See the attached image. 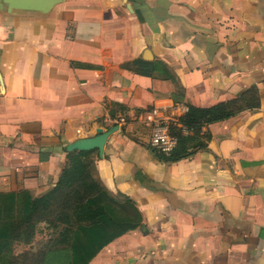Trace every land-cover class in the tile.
<instances>
[{
	"label": "crops",
	"instance_id": "0c3cea01",
	"mask_svg": "<svg viewBox=\"0 0 264 264\" xmlns=\"http://www.w3.org/2000/svg\"><path fill=\"white\" fill-rule=\"evenodd\" d=\"M252 88L259 106L206 126L179 161L150 151L155 105L211 108ZM116 126L103 157L93 151L97 174L143 221L90 264H264V0L0 8V202L48 195L66 146ZM8 251L0 264H12ZM71 258L53 250L43 264Z\"/></svg>",
	"mask_w": 264,
	"mask_h": 264
},
{
	"label": "trees",
	"instance_id": "16d2710c",
	"mask_svg": "<svg viewBox=\"0 0 264 264\" xmlns=\"http://www.w3.org/2000/svg\"><path fill=\"white\" fill-rule=\"evenodd\" d=\"M135 66H138L137 70L148 74L150 68L148 63L137 62ZM162 72L167 78H172L165 67ZM258 106L257 92L253 88L245 91L239 99L211 108L189 106L188 113L180 118L182 126L188 129L189 134L182 133L181 128H173V133L178 137L177 147L168 155L161 153L154 155L159 161L167 164L177 162L189 154L188 143L201 137L206 126L228 120ZM203 138L210 141V134H204ZM197 146L205 147V143L200 142ZM90 155H93V151L64 152V160H68L67 167L63 170L55 189L41 198L27 200L29 205L34 207L33 211L42 203L53 201L60 212L69 211L79 221L90 222L89 225H78L72 234H65V246L48 249L45 257L50 251L64 248L71 253L72 258L69 264H90L104 247L136 229L143 221L139 210L129 199L126 198L125 202L117 201L102 184L98 174V182L92 177L89 168L95 162L86 161ZM4 203H8L11 209L16 207L13 201L0 202V253L9 248L8 242L11 238L10 233L2 229L12 219L2 215V211L7 210ZM112 206L118 210L114 211L111 209ZM105 208L107 211L104 210ZM112 215L117 217L115 219L108 217ZM69 244L70 246H67Z\"/></svg>",
	"mask_w": 264,
	"mask_h": 264
},
{
	"label": "rangeland",
	"instance_id": "374dc122",
	"mask_svg": "<svg viewBox=\"0 0 264 264\" xmlns=\"http://www.w3.org/2000/svg\"><path fill=\"white\" fill-rule=\"evenodd\" d=\"M86 161L95 162V156L90 155ZM89 170L97 181L95 164H91ZM114 198L119 202L127 201L123 196H114ZM29 204L28 201H24L18 207L11 209L8 203H4L7 210L2 211V215L12 217L9 223L2 227L11 235L8 252L12 257V264H43L48 249L65 246V234H72L80 224H90L87 220L79 221L69 211L60 212L53 201L42 203L35 211ZM111 209L118 210L114 206ZM104 210L107 211L106 208ZM108 217L115 219L117 216Z\"/></svg>",
	"mask_w": 264,
	"mask_h": 264
},
{
	"label": "built area",
	"instance_id": "2783aa9c",
	"mask_svg": "<svg viewBox=\"0 0 264 264\" xmlns=\"http://www.w3.org/2000/svg\"><path fill=\"white\" fill-rule=\"evenodd\" d=\"M189 106L184 103L164 101L155 105L147 112L146 124L151 129L148 147L150 151L168 155L178 145V137L173 133V128H181L182 133L189 134L186 127H183L180 118L187 114ZM118 125H125L126 120L121 117Z\"/></svg>",
	"mask_w": 264,
	"mask_h": 264
},
{
	"label": "water",
	"instance_id": "95a60500",
	"mask_svg": "<svg viewBox=\"0 0 264 264\" xmlns=\"http://www.w3.org/2000/svg\"><path fill=\"white\" fill-rule=\"evenodd\" d=\"M57 1L58 0H0V8L2 9L6 7L9 11L20 10L46 12L50 10ZM117 129V126L107 131L98 128L93 137L78 139L67 145L65 148L66 153L75 151H98L99 157L102 158L108 138Z\"/></svg>",
	"mask_w": 264,
	"mask_h": 264
}]
</instances>
